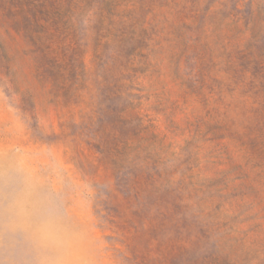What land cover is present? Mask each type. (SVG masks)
<instances>
[{"label": "rangeland", "instance_id": "rangeland-1", "mask_svg": "<svg viewBox=\"0 0 264 264\" xmlns=\"http://www.w3.org/2000/svg\"><path fill=\"white\" fill-rule=\"evenodd\" d=\"M261 5H238L253 11L245 29L214 1L200 25L179 27L181 37L166 28L134 64L141 99L133 113L148 125L147 141L161 140L162 167L178 189L171 209L213 213L204 220L207 247L217 253L210 264H264ZM0 39L15 86L34 103L33 118L21 112L0 66V264H131L133 198L83 135L61 130V111L37 81L26 41L1 14ZM83 63L92 75L90 44Z\"/></svg>", "mask_w": 264, "mask_h": 264}, {"label": "trees", "instance_id": "trees-1", "mask_svg": "<svg viewBox=\"0 0 264 264\" xmlns=\"http://www.w3.org/2000/svg\"><path fill=\"white\" fill-rule=\"evenodd\" d=\"M214 1L223 6L222 14L219 11L223 18L244 21L248 29L253 11L238 5L250 6L253 0H235L230 9L227 1L231 0H0V14L26 41L35 77L48 86V101L61 111V130L83 135L113 167L117 188L136 204L127 220L135 234L129 246L131 264L217 260L216 251L207 247L204 222L213 213L171 209L176 199L172 194L178 189L162 167L161 140L152 135L147 141L143 133L148 125L133 113L141 99L133 84L136 58L144 57L148 42L166 28L181 37L179 27L200 25ZM259 13L264 16V9ZM175 19L178 26L173 24ZM88 44L95 64L92 75L83 63ZM0 66L20 95L21 112L33 118L32 95L15 86L1 39ZM261 70L264 77V67ZM257 112H264V100ZM162 204L166 207L161 208Z\"/></svg>", "mask_w": 264, "mask_h": 264}]
</instances>
